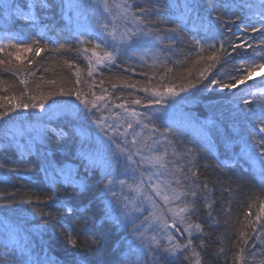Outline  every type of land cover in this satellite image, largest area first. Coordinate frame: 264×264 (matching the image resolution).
Segmentation results:
<instances>
[{
	"label": "snow or ice",
	"instance_id": "6c2138e0",
	"mask_svg": "<svg viewBox=\"0 0 264 264\" xmlns=\"http://www.w3.org/2000/svg\"><path fill=\"white\" fill-rule=\"evenodd\" d=\"M27 6L29 11L25 13L14 3L0 0V9L15 8L23 23L35 32L34 37L22 38L21 33L0 29L4 33L0 36V54H3L0 82L8 84L3 77L10 73L17 86H23L19 95L0 97V127L9 121L29 118L33 124L40 125L32 129L34 134H30L26 142L22 143L13 135L7 146L14 148L21 159L33 155L41 158L39 171L44 173L50 192L43 197L26 193L19 199L17 193L0 192V209L11 211L17 205L30 206L31 215L41 222L35 226L41 237L49 227H55L52 221L59 223L52 209L67 214L65 218H83L89 210L98 209L88 230L90 235L84 233L83 240L78 241L80 234L65 233L70 249L64 264H176L181 257L188 264H201L205 224L219 223L213 215L216 201L211 199V193L218 184H223L213 182L210 188L207 180L200 179L201 170L222 172L228 163L220 161L215 166L206 161L201 163L203 157L198 148L205 147L204 141L198 146H188L183 139V128L173 122V116L178 105L194 97L191 90L208 93L218 100L208 105L214 110L213 115L203 120L189 117L187 123L198 125L204 137L219 136L221 129H225L226 150L234 146L240 149L229 157L233 163L251 160L256 153L259 154L256 159L264 160V87H259L264 85V79L258 82L259 95L250 91L253 85L247 83L255 78L257 71L264 69V56L260 55L264 53V3L258 8L249 5L250 15L233 19L228 16L233 6L229 0H210L204 15L199 14L200 5L195 0H184L182 12L179 0H169L167 5L160 4L159 0H90L86 7L91 8L93 15L89 26L83 29L73 15L79 5H73L71 0H31ZM54 8L60 9V19L69 33L64 43L47 35L45 30H51L52 26L45 24L34 11L51 12ZM192 13L197 14L199 22L194 24L196 35L185 38L182 32L186 18L192 19ZM74 22L75 28L72 27ZM168 23L176 26L160 27ZM164 39L168 43L161 48L160 42ZM180 44H187L195 52V64L206 61L207 65L197 74L187 69L179 85L162 82L172 71L170 68L160 75L158 88L150 86L155 76L148 77V85L138 86L140 82L121 85L132 90L127 97L114 96L118 87L115 83L111 84L113 92H110L104 87L103 78L96 82V73L102 76V70L111 71L121 64H126L124 71L135 73L137 67L147 66L152 58L150 54L155 52L166 51L170 59ZM73 51L77 58L87 61L89 80L81 79L74 59H63L66 53ZM42 52L48 53L46 58L63 59V66L75 73V79L65 84L55 79L46 80L41 75L37 82L36 74L44 67L37 59ZM191 55L190 52L189 57ZM217 65L220 68L213 73ZM48 70L44 67V72ZM44 85L49 87L45 89ZM242 85L247 86L241 88ZM8 87L11 89L13 85L8 84ZM215 110L220 111V116L215 115ZM59 114L71 116L76 124L69 121L67 131L50 128L46 121ZM52 134L58 141L71 139L74 142L75 151L70 155L80 161L83 173L75 164L55 165L51 159L54 153L49 148ZM8 173L21 175L17 169H9ZM259 175L260 193L264 195V165ZM120 176L125 179H119ZM232 183L235 189L229 184L223 186V191L231 193L240 189L237 181ZM58 185L71 188L72 195L61 199ZM253 199L260 200V214L255 221L248 220L250 213L245 214L252 231L251 234L240 231L233 239L236 251L231 264H249L257 256L258 245L259 253L264 254V223H260L259 232L256 231L257 223L264 216V199L255 194ZM200 204L208 209L207 220L197 223L193 217H197ZM251 206L249 204V208ZM230 211V208L225 210L226 222ZM0 226L4 227L0 242L5 249L0 261H6L12 252H17L22 257L21 264H60L48 255L46 247L36 252L31 245L23 243L19 232L8 226L6 218L0 219ZM105 226L118 234L109 249L110 259L104 256ZM196 240H199L198 245ZM81 248L91 255H85Z\"/></svg>",
	"mask_w": 264,
	"mask_h": 264
},
{
	"label": "trees",
	"instance_id": "16d2710c",
	"mask_svg": "<svg viewBox=\"0 0 264 264\" xmlns=\"http://www.w3.org/2000/svg\"><path fill=\"white\" fill-rule=\"evenodd\" d=\"M30 2L31 0H8V3H14L25 13L29 11L27 5ZM89 2L90 0H71L73 5H79L78 11H74L73 15L75 20L79 21L82 29L87 28L91 23L93 13L91 8L86 7L89 5ZM195 2L200 5L199 14L204 15L206 12V4L209 3L210 0H195ZM229 2L233 3V6L229 9L228 16L233 19L236 16H241L243 18L250 15L252 9H250L249 5H253L256 8L260 6V4L252 0H234V2L233 0H229ZM159 3L167 5L169 4V0H159ZM179 3L181 5L180 12H182L184 0H179ZM160 10L167 11V9ZM34 11L41 15L45 24L52 26L51 30H45L47 35L54 40L58 39L60 43H64V40L69 33L68 30L64 28V22L60 19V9L54 8L51 12L41 9H34ZM196 15V13H192V19L186 18V27L182 32V35L185 38L196 35L194 24L198 25L199 23L196 20ZM221 15H224L223 11L221 12ZM212 16L215 18V13H213ZM175 26L176 25L172 23L160 25L162 29H168ZM41 27H43V25ZM72 27H76L75 22ZM62 28H64L63 32L60 31ZM0 29L12 30L13 32L21 33L22 38L35 36L34 30L29 29L28 26L23 23L15 8L11 10L0 9ZM3 34V32H0V36ZM203 34V32L200 33L201 36ZM41 43L43 44L44 41H41ZM167 43L166 39L162 40L160 42V47L163 48V45ZM75 47L76 45L73 42V48ZM251 51L252 50L249 49V52ZM190 52L192 55L189 57ZM140 54L141 53H136L135 55ZM204 54L207 55L208 53L205 52ZM150 55L152 58L148 60L147 66L142 68L137 67V71L135 73L124 71L126 64H121L119 67H114L111 71L102 70V76L101 73H96V82L98 83L99 80L103 78L105 80L104 87L108 88L110 92H113L111 84L115 83L118 87L114 91V96L123 95L124 97H127L128 92L132 90L120 87L125 83L140 82L138 86H144L148 85V77L155 76L156 79L151 82L150 86L158 88L157 81L160 79V75L165 73L166 69L170 68L172 71L167 73L162 82L175 83L179 85L182 78L186 75L187 69L191 68L193 74H197L198 71L203 70V68L207 65L206 61H201L199 64L194 63L196 59L195 52L187 44H180L176 49V53L172 55L170 59L169 53L166 51L155 52ZM260 55L264 56V53H260ZM2 56L3 54H0V57ZM46 57H48V53L42 52L41 56L37 58L43 62L44 67L49 69L47 72H44V67H42L40 71L37 72V82H40L38 78L41 75H43L46 80L55 79L57 81L64 82L65 84H67L68 80H74L75 73L70 72L63 66V59H74L79 65L81 79L89 80L87 77V61L83 58H77L75 51L66 53L63 59L59 56H57L55 60ZM185 57L189 58L186 60ZM256 62L260 61L257 60ZM127 63L135 64L134 61H128ZM219 68L220 65H217L216 68L212 69V72L215 73ZM141 72L146 73L147 75H141ZM3 79L7 80L8 84H12L13 87L9 89L8 84L0 82V97H6L12 94L19 95V91L23 86H17V81L10 73L6 74ZM247 83L250 84V81ZM246 86L247 85H242L240 87L246 88ZM32 87L34 89L35 84H33ZM47 87L49 86L44 85L45 89ZM96 91L97 94H100L98 88ZM191 91L195 93L194 97H191L188 103L178 105L175 112H180L183 115L186 114L189 117H199L201 120L210 118L213 115L214 110L210 109L208 105L209 103H218V100L209 96L208 93L201 94L195 89ZM250 91L257 92L258 95L260 94L256 85H253ZM139 95H143V93H139ZM63 99H67V97H64ZM116 102L119 103L120 101L117 100ZM139 110L143 111V109ZM117 111L119 110L117 109ZM215 115L220 116V111L215 110ZM69 121H71L73 125L76 124V121L68 115L63 116L56 121H46V123H48L50 128L64 129L67 131ZM173 122L179 125L177 121L174 120ZM30 124H33L31 118L27 121H9L6 125L0 127V166H3V170H0V192L17 193L18 199L23 198L26 193L40 195L43 197L45 194L50 192L44 173L39 171L41 158L37 155H33L31 157L21 159L14 148H9L7 146L8 140L15 135L10 133L11 128L15 126H22L24 129L22 131L23 135L19 136L16 134L15 136L22 143H24L27 140V125ZM195 127L199 126L194 123L191 125L184 123V126H182V135L184 141L190 147L198 146L201 140L204 141L205 147L198 148L200 155L203 157L201 163L206 161L213 166L220 161H227L228 163V167H224L222 172L218 169H209L207 171L203 169L201 170L200 179L202 181L207 180L210 188H212L213 182L222 181L223 184H218L211 193V199H215L216 201L213 207V215L219 223L215 224L209 221V223L205 224V248L203 251L197 248V251H201V264H231L232 254L236 251L232 242L233 239L239 235L240 231H245L251 234L252 230L248 227V220L255 221V217L260 214V200L253 199V194L260 196V199H264V195L260 193L261 179L259 175L260 168L264 165V160L256 159V156L259 155L256 153L251 160L241 159L238 163H233L229 157L233 155V152H239L240 149L239 146H234L231 150H226L223 135L225 129H221V134L219 136L213 134L210 137H204L199 133H195ZM259 134L257 126V135ZM65 145H67V147H65ZM75 147L76 146L71 139L58 141L55 134H52V137L49 140V148L54 153L51 159L54 161L55 165L59 166L64 163L75 164L80 168L81 173H83L84 169L80 166V161L70 155V153L75 151ZM177 151L179 152V149H177ZM9 169L19 170L21 175H9ZM24 170H27L26 174H24ZM96 175L98 176L99 173L97 172ZM119 179H125V177L120 176ZM233 181H237L240 184V189L234 190L231 193L224 192L223 186L232 184L233 189L236 188V185L232 183ZM58 188V195L61 199H67L72 195L71 188H65L60 185H58ZM228 201H231V203L229 204ZM249 204L252 205L251 208H249ZM229 208L231 210L230 219L226 222L225 210ZM52 211L56 215L59 223L52 221L51 223L54 224L55 227H49L43 237H41L35 227L41 222L38 217L31 215V207L28 205H17L11 211L0 209V219H7L8 226L19 232L23 243L31 245L36 252H39L42 246L46 247L48 255H50L54 260L59 261L60 264H64L65 260L69 256L70 249V245L67 244L65 239V233L73 231L74 234H80L77 237L78 241L83 240L84 233L90 235L91 233L88 232V230L92 226L98 209L89 210L88 215L83 218H65L67 214L54 209H52ZM207 212L208 209L204 208L203 204H200L199 213L197 217H193V220L197 223L204 222L207 220ZM246 213H250L248 220L245 219ZM260 223H264V216H262L261 221L257 223V232H259ZM61 225H63V227H61ZM0 227L4 229L3 226ZM103 230L106 233L104 256L106 259H110L111 255L109 249L118 234L115 231L108 229L107 226H105ZM49 237H51V239H49ZM180 239L183 240V238ZM195 244L198 245L199 240H196ZM221 249H224L223 253H221ZM80 251L84 252L87 256L91 255L83 248H81ZM255 251H257V256L253 260H250L249 264H264V254L259 253V245ZM4 253L5 249L2 247V242H0V257H4ZM21 261L22 257L17 252H12V255L9 256L6 261H0V264H21ZM176 264H188V262L181 257L180 260L176 261Z\"/></svg>",
	"mask_w": 264,
	"mask_h": 264
},
{
	"label": "rangeland",
	"instance_id": "374dc122",
	"mask_svg": "<svg viewBox=\"0 0 264 264\" xmlns=\"http://www.w3.org/2000/svg\"><path fill=\"white\" fill-rule=\"evenodd\" d=\"M252 1H254V2H257L258 4H261V3H264V0H252ZM261 79H264V69H261V70H259V71H257L256 73H255V78L253 79V80H251L250 81V84L251 85H256V86H258V82H259V80H261ZM260 87H264V85H259ZM63 116H66V115H64V114H59V115H57L55 118H53L52 120H54V121H56V120H58L59 118H61V117H63ZM188 118H189V116H187L186 114H181L180 112H175L174 113V116H173V121L175 120V121H177V123L180 125V126H184V123H187V120H188ZM28 126V127H27ZM26 127H27V130H26V134H27V140H28V138H29V135L30 134H34V132L32 131V129L33 128H38V127H40V125H37V124H30V125H27ZM24 130L23 128H22V126H15V127H13V128H11V131H10V133L11 134H17V135H19V136H22L23 134H22V132L20 131V130ZM9 133V134H10ZM195 133H199V134H201V132H200V130H199V127H195ZM26 140V141H27ZM0 231H4V229L2 228V227H0Z\"/></svg>",
	"mask_w": 264,
	"mask_h": 264
}]
</instances>
